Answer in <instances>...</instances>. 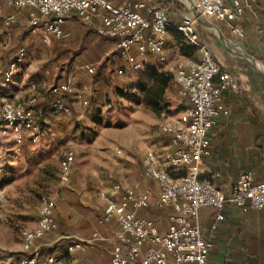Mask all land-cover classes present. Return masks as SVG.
<instances>
[{
    "label": "built area",
    "instance_id": "2783aa9c",
    "mask_svg": "<svg viewBox=\"0 0 264 264\" xmlns=\"http://www.w3.org/2000/svg\"><path fill=\"white\" fill-rule=\"evenodd\" d=\"M244 0H193L198 15L210 22L224 24L237 38L243 34L239 20L243 16ZM4 7L26 11L28 27L40 30L43 42L49 38L67 39L64 29L66 19L73 15L80 25L93 35L112 40L123 66L117 70L136 71L139 64L130 55L134 50L139 57L152 55L159 64L163 56L168 30L174 31L195 50L198 60L184 59L169 72L177 85L178 98L187 102L182 118L168 117L160 124L161 132L169 137V151L158 155L147 153L142 161L143 174L151 179L158 190L153 203L148 191L137 192L120 183L100 191L97 197L103 204L97 227L114 222L118 228L113 236L108 264H207L211 245L202 239L198 213L202 208L220 211L228 204L240 213L264 209V182H255L249 173L240 174L225 194L206 180H200L198 169L202 158L209 156L207 134L215 126L223 111L222 94L238 93L240 85L230 72L221 69L196 33L197 20L187 5L176 22L168 18V9L154 0H139L131 7H115L110 0H0V18L5 28L15 23V14H4ZM25 57L23 49L5 70L0 69L2 82L8 83ZM160 71V70H159ZM84 72L93 76L92 65L70 68L65 81L50 89V106L56 112L69 114L64 97L69 93L76 75ZM80 97H78L79 99ZM36 98L25 102L0 105V137L8 138L14 145L27 139L37 142L40 138L36 120L40 111ZM59 182L68 186L75 154H60ZM39 216L31 229L20 231L22 254L17 264H58L56 257L43 254L38 242L57 231L54 217L55 203L42 196ZM153 209L156 212L171 210L167 229L160 233L152 220L138 213ZM92 239H99L94 231ZM82 244L67 246V253L81 250Z\"/></svg>",
    "mask_w": 264,
    "mask_h": 264
},
{
    "label": "rangeland",
    "instance_id": "374dc122",
    "mask_svg": "<svg viewBox=\"0 0 264 264\" xmlns=\"http://www.w3.org/2000/svg\"><path fill=\"white\" fill-rule=\"evenodd\" d=\"M179 2L183 5L171 0L177 10L187 5L185 0ZM163 4L168 9L166 2ZM74 25L75 28L70 30L71 40L58 45L78 47L73 39L80 40L82 33L89 32L90 38L95 36L79 23ZM28 29L23 27L21 34H31ZM106 42L113 43L108 39ZM183 44L186 43L183 41ZM52 46L53 42L48 46L41 45L40 51L36 52L27 49V45L23 47L25 59L10 82L4 87L0 83L1 102L13 104L36 98L38 104H42L51 87L67 79L70 68L65 60L52 65L48 63L53 57ZM181 47L185 48V45ZM83 50L71 66L92 65L97 70L107 58L114 66L110 68L107 64L100 72L99 81L79 72L65 97L69 114L49 109L38 116L40 138L37 142L26 139L16 146L10 139L0 137V264H7L9 255L22 254L20 231L35 225L42 196L55 203L58 195L68 189L88 191L89 188L98 192L114 183L124 185L121 176L129 174V166L142 174V161L147 153L161 155L169 151V137L159 127L162 121L168 117H183L185 101L177 97V85L169 71L163 72L171 77V81L163 92L162 101L151 110L143 101L144 92L152 84L153 76L162 71L139 62L138 70H125L122 75H117L123 64L112 56V47L105 45L99 52L93 45H88ZM2 57L10 58L6 54ZM250 73L252 77L263 78L256 71H247L243 75L250 78ZM65 151L75 154L70 186H62L59 182L60 154ZM64 260L67 263L68 258Z\"/></svg>",
    "mask_w": 264,
    "mask_h": 264
},
{
    "label": "crops",
    "instance_id": "0c3cea01",
    "mask_svg": "<svg viewBox=\"0 0 264 264\" xmlns=\"http://www.w3.org/2000/svg\"><path fill=\"white\" fill-rule=\"evenodd\" d=\"M110 1L115 7H131L139 0ZM154 1L160 4L166 2L168 18L172 22H176L184 10V6L183 9L177 10L172 6L171 0ZM4 14H15L16 20L11 27L5 28L0 18L1 70H5L13 62L18 51L24 50L25 45L27 49L36 52L40 51L41 45L44 47L57 42L53 38L43 42L40 30L28 27L25 10L17 11L4 7ZM75 22L79 23L73 15L69 16L64 29L70 33V30L75 28ZM208 22L213 27L208 23L197 24L195 29L198 38L221 69L237 78L240 89L238 93L222 94L223 111L215 126L207 134L209 156L202 158L198 176L200 180L208 181L227 194L243 173L251 174L255 182H264V76L256 70L264 72V0H244L243 16L238 22L243 30L240 38L235 37L224 24ZM23 27L29 28L31 34L27 36L21 34ZM22 43H25L23 47L15 48ZM181 45H185V48ZM52 50L53 46L51 52ZM112 50L115 51L113 43ZM24 53L26 56L25 50ZM3 54L8 55L9 60L2 57ZM130 55L137 63L162 72L170 71L184 59L197 61L199 58L197 52L183 44L179 34L171 30H168L165 38L163 64L158 63L156 56L146 55L141 58L134 50H131ZM247 57L256 60L255 66ZM247 71H256L263 78L252 77L251 73L250 78L244 77L243 74ZM0 83L1 87H4L5 84L2 81ZM19 102L21 101L15 103ZM65 104L69 108L66 100ZM129 168L127 171L129 174L126 177L121 176L123 186L137 192L148 191L150 202L153 203L158 195L155 183L145 177L143 171L141 174L133 166ZM70 185L71 182L68 186ZM100 191L103 190L98 192ZM98 192L89 188L88 191L73 188L58 195L54 209L58 228L55 234L38 242L41 253L58 258V264H108L113 236L118 228L114 222L103 227L96 226L103 209V204L97 197ZM220 213L222 219L219 221L215 218L217 214L215 209L202 208L198 213L202 239L211 245L207 254V264H264V209L242 214L226 204ZM170 214L171 210L156 212L153 209L138 213L140 217L152 220L160 233L166 231L167 218ZM94 231L98 232L99 239L91 238ZM72 243L82 244V249L67 253L66 248ZM66 257L67 263L64 260Z\"/></svg>",
    "mask_w": 264,
    "mask_h": 264
},
{
    "label": "trees",
    "instance_id": "16d2710c",
    "mask_svg": "<svg viewBox=\"0 0 264 264\" xmlns=\"http://www.w3.org/2000/svg\"><path fill=\"white\" fill-rule=\"evenodd\" d=\"M183 9V8H182ZM80 40L73 39V42L77 43L78 47H68L63 48L61 45H58V43H66L69 40H71V34L69 38L63 39V40H57V42H54L52 54L53 57L49 60L48 63L51 65L54 63H57V61L65 60L67 62L68 68H71V65L73 64L74 60L80 57L83 54V47L88 45H93L95 47V50L101 52V48H103L105 45L112 47V44H109L106 42L107 39L93 36L90 38V33L85 32L82 33ZM112 56L117 57L119 60V54L114 51L111 53ZM107 64L110 68L114 66V62L110 61L109 58L104 59V61L99 65L97 70H95V73L93 74V80L99 81L101 78L100 72L104 70L107 67ZM171 81V77L166 73H158L155 74L152 78V84L145 90L144 92V103L150 107L151 110L156 109L159 106V103L162 101V95L164 90L167 88L168 83ZM67 98V96H65ZM64 97V99H65ZM52 98L49 96L46 98V100L42 104H36V108L40 111V117L45 113L46 110L52 109L50 106ZM1 254V253H0ZM21 254H12L7 256V259L9 260L7 264H17L18 257Z\"/></svg>",
    "mask_w": 264,
    "mask_h": 264
},
{
    "label": "water",
    "instance_id": "95a60500",
    "mask_svg": "<svg viewBox=\"0 0 264 264\" xmlns=\"http://www.w3.org/2000/svg\"><path fill=\"white\" fill-rule=\"evenodd\" d=\"M185 1H186V4H187L188 9H189V11L191 12L192 16L197 20V22H198L199 24H202V23H208L210 26H212L211 23H209L207 20L201 18V17L198 15V13L194 10V8H193V0H185ZM212 27H213V26H212ZM247 58L250 59V60L253 62L254 66H255V64L257 63L256 60H254L253 58H250V57H247ZM255 69H256V67H255ZM256 70H257L260 74H262V75L264 76V73H263L262 71H260V70H258V69H256Z\"/></svg>",
    "mask_w": 264,
    "mask_h": 264
},
{
    "label": "bare ground",
    "instance_id": "6f19581e",
    "mask_svg": "<svg viewBox=\"0 0 264 264\" xmlns=\"http://www.w3.org/2000/svg\"><path fill=\"white\" fill-rule=\"evenodd\" d=\"M258 70H260V69H258ZM260 71H262V70H260ZM264 73V72H263Z\"/></svg>",
    "mask_w": 264,
    "mask_h": 264
}]
</instances>
